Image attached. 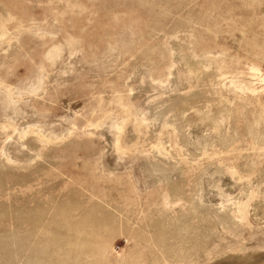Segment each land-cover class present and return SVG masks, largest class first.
Segmentation results:
<instances>
[{"label": "rangeland", "instance_id": "1", "mask_svg": "<svg viewBox=\"0 0 264 264\" xmlns=\"http://www.w3.org/2000/svg\"><path fill=\"white\" fill-rule=\"evenodd\" d=\"M0 264H264V0H0Z\"/></svg>", "mask_w": 264, "mask_h": 264}]
</instances>
